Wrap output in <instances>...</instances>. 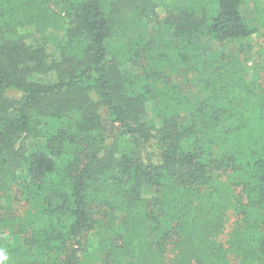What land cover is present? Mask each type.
<instances>
[{"label":"trees","instance_id":"obj_1","mask_svg":"<svg viewBox=\"0 0 264 264\" xmlns=\"http://www.w3.org/2000/svg\"><path fill=\"white\" fill-rule=\"evenodd\" d=\"M55 1L0 0L3 264H264V0L172 2L149 34Z\"/></svg>","mask_w":264,"mask_h":264},{"label":"rangeland","instance_id":"obj_2","mask_svg":"<svg viewBox=\"0 0 264 264\" xmlns=\"http://www.w3.org/2000/svg\"><path fill=\"white\" fill-rule=\"evenodd\" d=\"M183 1L184 0H172V1L170 0H112V7L110 6V9L113 10V13L115 16L114 18L115 31L122 30L121 27L124 24V21H128L132 23V22H138V20L141 19L142 22H147L149 20L146 31H145L146 34H149L156 27L157 16L158 18H160L159 20H161V18L165 14V10L169 8L170 3L174 2L175 4H180ZM154 2L157 5L153 8V10H151V8L149 9L150 5L155 4ZM51 3L53 7H55L58 11L60 10V5L55 0H51ZM142 8H144L143 15L140 16L139 12L140 10H142ZM241 11L245 19L248 22H251V19L253 18V16H255L252 3L250 1L245 2ZM145 13H147L148 16ZM17 33L19 34L20 37H22L26 41V43L32 46L36 47L42 43L41 36L37 32V29L35 28L33 24H28V25L17 27ZM64 34H65V31H63L62 29H58V28H55V29L47 28L44 30L43 36H45L47 39V48H48V52L50 53V55L56 56L58 54L59 45L63 44L64 42ZM120 39H123V38L120 37ZM253 41H254L253 43L257 45L258 44L264 45V37L255 38L253 39ZM203 47H204L206 56H208L210 50L217 49V46L214 45V43L208 39H206L203 42ZM230 48L233 51L235 49V46L233 47V45H231ZM53 78H54V75L51 74L48 77L35 76L33 77V80H36V81L38 80L44 83L46 81L52 80ZM191 85L193 87V84ZM193 91L194 92L196 91L195 86L193 87ZM7 96L16 97L17 94H15L14 92H9ZM147 116H151L150 109L147 112ZM42 142L43 141L41 139H30L28 140L27 146L29 148L30 146L37 145ZM117 216L118 217L120 216L119 221H122V219L124 218L123 213L118 214ZM96 243H97V239L91 238V241L88 243V248L90 251L96 248L97 246ZM132 260H133L132 258H129L126 264H135L134 262H132Z\"/></svg>","mask_w":264,"mask_h":264},{"label":"clouds","instance_id":"obj_3","mask_svg":"<svg viewBox=\"0 0 264 264\" xmlns=\"http://www.w3.org/2000/svg\"><path fill=\"white\" fill-rule=\"evenodd\" d=\"M7 259V254L3 250H0V264H3V261Z\"/></svg>","mask_w":264,"mask_h":264}]
</instances>
